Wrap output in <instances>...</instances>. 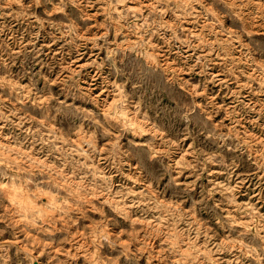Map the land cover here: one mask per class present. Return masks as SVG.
I'll return each mask as SVG.
<instances>
[{
	"label": "rangeland",
	"instance_id": "rangeland-1",
	"mask_svg": "<svg viewBox=\"0 0 264 264\" xmlns=\"http://www.w3.org/2000/svg\"><path fill=\"white\" fill-rule=\"evenodd\" d=\"M0 264H264V0H0Z\"/></svg>",
	"mask_w": 264,
	"mask_h": 264
},
{
	"label": "bare ground",
	"instance_id": "bare-ground-1",
	"mask_svg": "<svg viewBox=\"0 0 264 264\" xmlns=\"http://www.w3.org/2000/svg\"><path fill=\"white\" fill-rule=\"evenodd\" d=\"M122 111V110H121ZM131 125V124H130ZM132 126V125H131ZM10 146V145H9ZM3 151V150H2ZM58 173V172H57ZM56 180V179H55ZM58 180V179H57ZM17 189V188H16ZM21 193V192H20ZM19 200V199H17ZM27 209H29L30 211H34L35 210V206L32 205L31 202L28 203ZM20 249V248H19Z\"/></svg>",
	"mask_w": 264,
	"mask_h": 264
}]
</instances>
